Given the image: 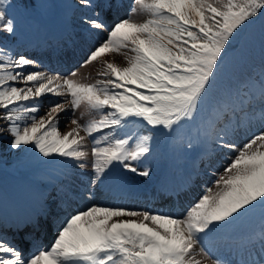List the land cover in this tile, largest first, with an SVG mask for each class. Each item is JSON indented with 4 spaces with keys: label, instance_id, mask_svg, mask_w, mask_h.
Returning a JSON list of instances; mask_svg holds the SVG:
<instances>
[{
    "label": "snow or ice",
    "instance_id": "snow-or-ice-1",
    "mask_svg": "<svg viewBox=\"0 0 264 264\" xmlns=\"http://www.w3.org/2000/svg\"><path fill=\"white\" fill-rule=\"evenodd\" d=\"M76 6L83 9L82 33L95 40L80 68L102 62V78L91 83L77 79L75 67L63 74L28 71L39 62L5 43L16 34L9 12L14 5L0 0V134L10 137V148L31 146L43 157L90 168L89 200L95 196L91 188L117 166L150 175L139 165L151 153L156 130L180 136L195 124L193 134L235 155L226 157L230 162L182 214L101 203L69 211L53 200L24 221L0 222V264H229L213 258L206 238L257 206L264 210V130L242 146L231 139L253 119L246 109L257 99L264 122V76L246 84L247 92L216 99L210 92L230 42L257 20L264 26V0H132L123 16L119 0H77ZM107 54L123 56L124 63L104 59ZM44 97L51 99L40 114ZM69 111L72 126L62 132L61 114ZM226 115L229 122L218 127ZM136 122L147 134L129 129ZM193 140L189 135L188 148ZM61 212L66 215L58 219ZM50 224L57 225L50 246L29 255L23 240L5 238L13 229L30 236ZM245 244L246 264H264V221Z\"/></svg>",
    "mask_w": 264,
    "mask_h": 264
},
{
    "label": "rangeland",
    "instance_id": "rangeland-1",
    "mask_svg": "<svg viewBox=\"0 0 264 264\" xmlns=\"http://www.w3.org/2000/svg\"><path fill=\"white\" fill-rule=\"evenodd\" d=\"M11 3L14 7L9 9V12L15 17L16 32H20L21 35L19 34V36L21 40H25L30 44L32 42V49H29L27 53L24 51L15 52L27 55L39 62L38 66L30 67L27 69L28 71L37 70L39 67V70L47 69L49 71H59L63 74L66 73L69 68L75 67L79 68V76L76 77L77 79L87 77L84 82L91 83L96 79L102 78L97 75L98 71L102 69V62L100 61L93 62L86 67L80 68V63L85 58L87 49L95 40L82 33L79 26V17L67 14V12L70 13L68 8L72 7H75L76 10H80L82 14L83 9L76 6L77 0H55L54 3L52 0H11ZM30 3H34L39 9H35ZM119 4L121 5L120 15L123 16L129 11L132 0H119ZM54 5H56V7ZM56 9L59 10L60 14L63 13L66 17L68 16L70 19H73L71 22H73L72 24L77 28L76 32H74V37L67 39L64 43L58 44V46L52 47L50 44L45 43L43 44V48H36L35 42H33L34 39L30 36L22 15H26V18L33 21L32 23L35 25L37 38L41 40L46 29L54 28L57 30V27L61 25V20L60 18L58 19ZM40 10L45 16L47 15V18L42 16ZM138 18L142 19L143 16ZM59 32L60 30L58 33ZM54 36H57L56 33ZM55 53L63 57L61 65L64 66L55 65ZM263 58L264 26L257 20L243 28L236 35V38L230 42L225 56L218 67L216 79L213 82V88L210 92V98H220L226 93L240 90L239 86L242 87L241 85L243 82L248 84L250 81H258V77L255 76V74L261 69ZM104 59L118 64L124 63L123 56L118 54H107ZM261 70L264 73V68ZM259 75L260 77L263 76L261 72H259ZM49 99H51V97L43 98L44 106L40 114L47 111ZM254 106L258 107L256 104ZM81 111H83V109H78L76 115L79 116ZM260 111L261 108L250 110L248 113L253 116L251 122L241 124L236 128L231 139H233L238 146H242L253 134L264 130V122H262L259 117ZM71 117V111L61 114L60 130L62 132L67 131L68 127L72 126L69 122ZM86 118L87 117H85V119ZM83 122L84 120L82 119L81 123ZM222 122L227 124L229 119ZM66 125H68V127H66ZM140 125L139 122L130 124L129 129L135 131L139 129ZM194 127L195 124L189 126L186 130H182L179 137L175 134L169 135L166 132L161 133L160 130H156V134L151 141V153L143 158V161H141L139 165L140 170L148 168L150 170V175L148 177H141L139 175L134 177L128 175V172V174H124V172L119 173L116 169L120 168L117 166L107 174L103 183H99L91 188V191L95 193V196L91 200L87 198L91 169L87 168L85 169L86 171H84V169L74 168L73 170L79 171V173L75 174L73 170H71V172L82 181L83 186L75 187L70 184V187L75 192L73 196L69 195L67 191H63L62 196L64 198L65 207L71 211L72 209H84L92 203L104 204L103 202L105 200L103 199L102 201V198H104L102 194L109 195V188L113 187V190H117L120 193L127 188V199L124 202L132 199L134 196H142L139 198L141 202L139 206L140 209H152L182 214L186 208L190 207L195 200L203 194L205 187L211 186L212 181L216 178L213 173L222 172L223 167L230 162L226 157L235 155V153L229 152L227 149L217 148L212 139L199 136V134H193L192 129ZM140 130L144 134H147V129ZM81 135H84V133L81 132ZM189 135H194L192 148L187 147ZM9 142L10 137L6 133L0 134L1 218L10 216V214L3 210V207L9 209L10 212H17V217H23V214L14 207L12 200H15V202L20 205L23 204L26 208V206L33 204L32 201L47 194L46 189L41 192L38 188L39 186H36V188L24 186L18 178L16 179V177H12L8 174V170L11 169L16 172L24 173V170H26V168L24 169L25 166H28L35 160H40L41 162L36 164L33 174L41 176L40 171L44 168L43 165L49 164L59 167L62 161H65L66 164L74 165V162L67 158L60 159L58 156L43 157L42 154L31 146L12 149L9 146ZM88 143L89 145L91 144L90 139ZM149 156L150 158L147 159ZM176 162L180 163V167L176 165ZM209 162H211V167H209ZM35 163H37V161H35ZM190 170L193 171L192 174L188 173ZM58 173L59 171L57 174ZM141 180L155 182L153 188H151L150 197H147L146 194L137 188ZM149 185L150 184H147L146 186L148 187ZM171 192L178 194L177 201L171 198ZM167 193L168 197H165ZM155 194L160 196L155 199ZM8 200H10V202ZM125 205L128 207L130 206V204ZM134 209H136V207H134ZM57 211H59V209H57ZM64 215H66V213L61 212L58 219H62ZM262 221H264V210L257 206L255 209L230 221L228 224L217 226L206 238V243L209 249H211L213 258H220L228 261L229 264H246L249 260L248 250L239 257L236 256L235 253L227 251L228 238L231 237L232 241H234V239L245 241L248 236L260 229ZM50 226V230H45L41 238L37 236L38 234L25 236L26 241L29 240L26 248V255L38 252L43 247L46 248L50 246L56 234L57 225L50 224ZM232 246H235V244L233 243ZM239 249L240 244H238L237 253ZM205 264H211V262L206 260Z\"/></svg>",
    "mask_w": 264,
    "mask_h": 264
}]
</instances>
